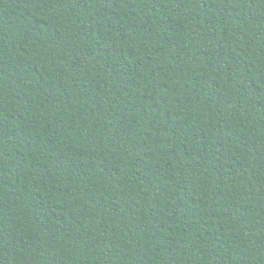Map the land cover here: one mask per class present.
Instances as JSON below:
<instances>
[{
	"label": "trees",
	"instance_id": "trees-1",
	"mask_svg": "<svg viewBox=\"0 0 264 264\" xmlns=\"http://www.w3.org/2000/svg\"><path fill=\"white\" fill-rule=\"evenodd\" d=\"M0 264H264V0H0Z\"/></svg>",
	"mask_w": 264,
	"mask_h": 264
}]
</instances>
